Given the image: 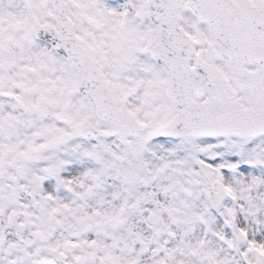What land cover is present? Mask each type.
Masks as SVG:
<instances>
[{
	"label": "snow or ice",
	"instance_id": "obj_1",
	"mask_svg": "<svg viewBox=\"0 0 264 264\" xmlns=\"http://www.w3.org/2000/svg\"><path fill=\"white\" fill-rule=\"evenodd\" d=\"M0 264H264V0H0Z\"/></svg>",
	"mask_w": 264,
	"mask_h": 264
}]
</instances>
